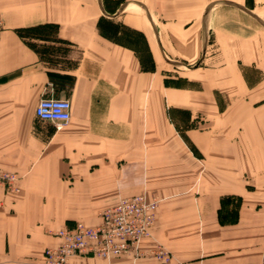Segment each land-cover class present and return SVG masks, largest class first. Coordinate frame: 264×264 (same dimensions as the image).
Wrapping results in <instances>:
<instances>
[{
    "label": "crops",
    "instance_id": "crops-1",
    "mask_svg": "<svg viewBox=\"0 0 264 264\" xmlns=\"http://www.w3.org/2000/svg\"><path fill=\"white\" fill-rule=\"evenodd\" d=\"M56 96L60 130L35 115ZM0 170L21 189L0 264H44L59 230L139 194L162 199L141 252L264 264V0H0Z\"/></svg>",
    "mask_w": 264,
    "mask_h": 264
},
{
    "label": "built area",
    "instance_id": "built-area-1",
    "mask_svg": "<svg viewBox=\"0 0 264 264\" xmlns=\"http://www.w3.org/2000/svg\"><path fill=\"white\" fill-rule=\"evenodd\" d=\"M35 115L60 130L71 120V102L66 98H43L36 106ZM19 179L16 173L0 170V207L4 196L14 197L20 193ZM159 202L156 196L146 194L123 198L115 206L99 212L96 226L78 222L71 228L59 230L56 236L62 243L45 250L44 264H73V258L78 256L111 260L133 251L138 257L151 253L162 263L170 264L172 254L161 245L151 252H141L142 243L153 237Z\"/></svg>",
    "mask_w": 264,
    "mask_h": 264
},
{
    "label": "rangeland",
    "instance_id": "rangeland-1",
    "mask_svg": "<svg viewBox=\"0 0 264 264\" xmlns=\"http://www.w3.org/2000/svg\"><path fill=\"white\" fill-rule=\"evenodd\" d=\"M55 98H59L58 96H56ZM67 99V98H66ZM47 123H49V122H47ZM52 124V123H51ZM53 125V124H52ZM53 128L55 129V130H57L55 127H54V125H53ZM153 196V195H152ZM132 197V196H131ZM157 198H159V200H160V202H159V205H158V208H157V211H158V209H159V207H160V204H161V202H162V199L159 197V196H156ZM123 198H128V197H123ZM123 198H120L116 203H114L113 205H111V206H109V207H106L105 209H107V208H110V207H113V206H115L116 204H118L119 202H120V200H122ZM240 201H239V199L238 198H234L233 199V202H232V204H231V212H235L236 210H239V208H240ZM105 209H103V210H105ZM102 211V210H101ZM100 211V212H101ZM157 211H156V214H155V217H156V219H157ZM229 212V211H228ZM98 214H99V212H98ZM97 214V215H98ZM155 222H156V220H155ZM155 225V224H154ZM154 228V227H153ZM152 233H153V230H152ZM159 245H161V244H159ZM159 245H157V247L159 246ZM161 246H163L164 248H166L164 245H161ZM167 249V248H166ZM168 250V249H167ZM171 253V252H170ZM172 254V253H171Z\"/></svg>",
    "mask_w": 264,
    "mask_h": 264
},
{
    "label": "trees",
    "instance_id": "trees-1",
    "mask_svg": "<svg viewBox=\"0 0 264 264\" xmlns=\"http://www.w3.org/2000/svg\"><path fill=\"white\" fill-rule=\"evenodd\" d=\"M29 31V30H28Z\"/></svg>",
    "mask_w": 264,
    "mask_h": 264
}]
</instances>
